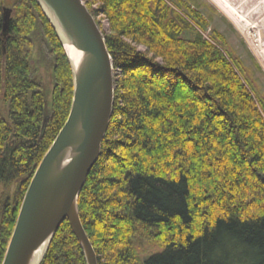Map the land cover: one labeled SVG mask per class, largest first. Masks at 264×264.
I'll list each match as a JSON object with an SVG mask.
<instances>
[{
    "label": "trees",
    "instance_id": "obj_1",
    "mask_svg": "<svg viewBox=\"0 0 264 264\" xmlns=\"http://www.w3.org/2000/svg\"><path fill=\"white\" fill-rule=\"evenodd\" d=\"M98 3L86 5L107 18L106 43L121 75L101 155L79 197L98 264H264V104L219 47L200 32L183 37L191 26L164 0ZM18 5L0 37L8 111L0 118V264L73 98L54 28L36 0ZM40 37L56 55L49 101L32 64ZM144 243L161 251L141 262ZM41 264H87L68 221Z\"/></svg>",
    "mask_w": 264,
    "mask_h": 264
},
{
    "label": "water",
    "instance_id": "obj_2",
    "mask_svg": "<svg viewBox=\"0 0 264 264\" xmlns=\"http://www.w3.org/2000/svg\"><path fill=\"white\" fill-rule=\"evenodd\" d=\"M54 28L73 75L66 122L37 166L24 195L2 264H41L68 221L87 264H98L80 217L79 197L97 163L115 102L113 60L106 36L83 0H36ZM12 9L3 13L6 39ZM67 46L76 52L68 54ZM43 251L37 262L39 253Z\"/></svg>",
    "mask_w": 264,
    "mask_h": 264
},
{
    "label": "rangeland",
    "instance_id": "obj_3",
    "mask_svg": "<svg viewBox=\"0 0 264 264\" xmlns=\"http://www.w3.org/2000/svg\"><path fill=\"white\" fill-rule=\"evenodd\" d=\"M83 1L86 4L91 3L93 9H96L99 6L98 0ZM164 1L171 8L172 13L183 16L191 26V28H188L184 31L183 37L188 40H193L196 34L200 32L203 35L204 40L219 47L229 58L241 79L252 91L253 96L255 97L258 104L260 105L261 102L264 104V65H262L250 43L240 33L229 17L210 0ZM256 2L257 3L254 6L244 10L245 15L247 16L248 14H256L255 16H260L258 19L264 20V10L261 12V5H259L262 2L264 3V0H256ZM18 3L19 0H4L3 9H12L11 20L17 18V10L19 6ZM193 11L200 15L202 21L204 22L203 25L201 24L202 22L200 23L198 20L193 19ZM259 11L261 13H259ZM94 17L97 23L101 25V29L104 34H108L110 29L107 18L103 14L97 13H95ZM0 37L2 38V33L0 34ZM36 47L39 49L38 51L34 52L35 54L32 64L39 73L40 81L43 83L45 88L46 99L49 101L52 86V68L56 61V55L55 53L50 52L49 48L45 47L44 40L42 41L41 37L37 39ZM138 48L141 51L146 50L144 46H139ZM113 77L116 91L117 83L121 78L120 72L114 69ZM7 112V107L3 103L1 92L0 118H6ZM158 251H161V246L153 243H144L142 246L137 247V255L141 262H143L147 256Z\"/></svg>",
    "mask_w": 264,
    "mask_h": 264
},
{
    "label": "bare ground",
    "instance_id": "obj_4",
    "mask_svg": "<svg viewBox=\"0 0 264 264\" xmlns=\"http://www.w3.org/2000/svg\"><path fill=\"white\" fill-rule=\"evenodd\" d=\"M214 3L222 12H224L229 19L234 23L240 33L250 43L253 50H255L262 65H264V20L258 19L256 14L245 15L246 9L254 6L256 0H210ZM260 3V2H259ZM239 5V8H238ZM260 11L264 10V3H260ZM263 7V8H262ZM259 11V13H261ZM68 54L78 51L72 46L66 47ZM43 251L39 253L37 262L41 259Z\"/></svg>",
    "mask_w": 264,
    "mask_h": 264
}]
</instances>
